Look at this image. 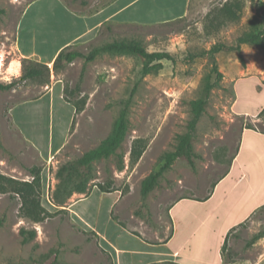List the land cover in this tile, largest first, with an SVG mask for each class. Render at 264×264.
Returning a JSON list of instances; mask_svg holds the SVG:
<instances>
[{
  "label": "rangeland",
  "instance_id": "1",
  "mask_svg": "<svg viewBox=\"0 0 264 264\" xmlns=\"http://www.w3.org/2000/svg\"><path fill=\"white\" fill-rule=\"evenodd\" d=\"M32 1L0 0V84L5 86L0 89V264H113L97 237L69 214V205L95 190L119 193L117 219L157 241L171 231L173 203L183 198L203 200L211 194L239 150L243 129L248 125L264 130V114L252 123L232 109V79L246 65L237 39L255 26L264 27L259 18L264 0H190L189 14L180 20L153 26L113 25L91 45L73 49L83 57L71 64L61 60L44 69L42 76L23 80V60L28 59L17 56L16 35L20 17ZM63 1L82 14H93L115 0ZM117 41H136L151 54L170 57L149 62L140 55L102 52L97 56L102 61L90 69L86 57L92 50ZM251 48L253 63L264 67V50ZM56 81H61L65 99L76 105L77 117L67 148L45 161L15 128L11 109L38 97ZM198 102L204 103V111L192 132V159H177L144 196V181L160 172L166 155L191 132ZM123 112L129 122L125 140L109 158L81 168L87 193L76 192L59 206L58 200L78 183L76 179L68 183L60 172L76 168L85 154L101 147ZM137 142L145 152L134 163L131 154ZM12 181L36 186L44 221L23 214V200ZM108 202L101 206L103 213ZM86 205L93 214L97 196ZM22 231L36 235L24 244ZM262 233L264 207L233 230L224 264H264V237L255 239Z\"/></svg>",
  "mask_w": 264,
  "mask_h": 264
},
{
  "label": "crops",
  "instance_id": "2",
  "mask_svg": "<svg viewBox=\"0 0 264 264\" xmlns=\"http://www.w3.org/2000/svg\"><path fill=\"white\" fill-rule=\"evenodd\" d=\"M189 5L190 0H115L96 13L82 14L63 0H34L18 22L17 56L49 67L61 54L94 43L104 28L173 22L187 17ZM251 47L243 45L246 65L232 79V109L255 123L264 111V67L253 63ZM101 61L97 57L89 68ZM60 82L11 109L15 128L45 161L67 148L77 117L76 105L65 99ZM93 196L98 207L89 214L86 204ZM120 199L119 193L95 190L74 200L67 210L97 237L113 264H224L229 233L264 207V132L257 127L243 129L236 156L207 199L183 198L172 204L171 231L163 240L153 241L124 226L116 217Z\"/></svg>",
  "mask_w": 264,
  "mask_h": 264
},
{
  "label": "trees",
  "instance_id": "3",
  "mask_svg": "<svg viewBox=\"0 0 264 264\" xmlns=\"http://www.w3.org/2000/svg\"><path fill=\"white\" fill-rule=\"evenodd\" d=\"M259 18L263 20L264 23V9H262L259 13ZM237 42L240 45H251L257 46L264 50V27L261 29L258 26H255L249 32L244 33L237 39ZM220 51V50H218ZM102 52H112L123 55H140L147 59L149 62L154 61H162L164 59H169L168 54H151L149 53L144 46H142L139 42L136 41H122V42H114L112 44L104 45L102 47H97L92 50V52L86 57L87 61H93L100 53ZM83 57V54L79 51H71L68 53H63L57 59L55 65H57L61 60H64L67 64L73 63L77 58ZM49 70L48 66L36 63L33 64L29 60H23V80L38 78L43 75V70ZM148 72V68L146 70ZM5 86L0 84V89H3ZM204 111V103L198 102L194 106L195 112V120L191 124V132L185 136H182L179 146L177 150L173 153H169L166 155L165 165L161 168L160 172L155 175H151L148 179H146L143 183V195L147 196L151 190L155 187L158 178L162 175L164 171L169 169L173 163L179 159L180 157H187L189 160L192 159L193 156V147H192V132L196 128V124L198 119L201 117ZM264 114V111L260 114V117ZM129 122L126 117V113L123 112L121 117L116 121L113 131L110 136L105 140V142L101 145V147L90 151L85 154L84 157L79 161V165L75 168H67L60 172V177L63 178L68 183L73 180H78L75 188L68 192L67 196L64 199L58 200L59 206H63L66 203V200L71 198L74 193H87V186L84 179V176L81 172V168H88L95 161L101 160L103 158H109L111 155L115 154L117 149L120 147L122 142L125 140L127 131H128ZM245 128L255 129L254 126H246ZM264 132V130H261ZM137 142L133 147L132 152V160L134 163L138 162L145 152V148L141 147ZM13 185L18 186L15 191L20 195L23 200V214L31 218L35 222H42L45 218V210L42 208L40 199H39V191L34 184L28 183H18L15 181L11 182ZM208 198V197H207ZM205 198V199H207ZM243 225V224H242ZM241 226V225H240ZM235 230V229H234ZM231 231L227 236L225 246L223 248L222 256L224 259V252L226 250V246L228 240L231 236ZM24 236L23 243H29L36 235L35 231L27 232L22 231ZM264 237V233L258 235L255 239H260Z\"/></svg>",
  "mask_w": 264,
  "mask_h": 264
}]
</instances>
